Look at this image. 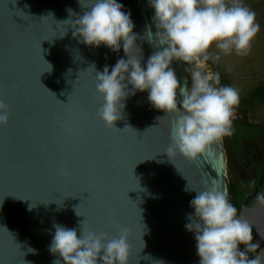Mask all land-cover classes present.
Masks as SVG:
<instances>
[{
    "label": "water",
    "instance_id": "obj_1",
    "mask_svg": "<svg viewBox=\"0 0 264 264\" xmlns=\"http://www.w3.org/2000/svg\"><path fill=\"white\" fill-rule=\"evenodd\" d=\"M118 2L131 12L134 32H155L148 0ZM69 8L82 14L78 0H0V100L10 112L0 127V264H53L57 223L78 230L83 223L113 237L126 229L128 264H199L194 235L185 229L195 193L184 189L187 182L200 191L215 181L230 200L222 140L195 159L177 153L169 160L164 150L175 117L155 109L147 92L128 98L125 118L115 124L120 131L108 128L98 116L103 101L89 66L111 69L123 48L78 43L70 25L60 23ZM151 39L137 41L145 62L155 51ZM131 54L140 56V49ZM172 67L189 84L184 63ZM240 216L264 249V207Z\"/></svg>",
    "mask_w": 264,
    "mask_h": 264
},
{
    "label": "clouds",
    "instance_id": "obj_2",
    "mask_svg": "<svg viewBox=\"0 0 264 264\" xmlns=\"http://www.w3.org/2000/svg\"><path fill=\"white\" fill-rule=\"evenodd\" d=\"M78 2L82 14L77 15L69 8V19L60 22L70 25L73 39L88 47L105 46L116 53L123 48L124 52V57L111 69L105 66L103 71H97L94 64L89 66L95 69V90L103 101L98 116L108 128L120 131L115 124L125 118L128 98L137 92H147L148 101L155 109L175 117L170 143L164 150L169 160L177 153L195 159L211 143L232 134L240 94L233 86H221L220 73L211 70L209 62L216 64L222 56L233 52L246 56L251 51L260 25L256 13L243 0H148L154 11L155 32L149 27L144 36L152 37L147 42L155 51L146 62L137 44L144 36L134 32L131 12L125 11L123 4L118 0ZM137 48L141 55H132ZM177 61L186 65L190 86L177 78L172 67ZM44 62L46 71L51 72L52 66ZM9 119L8 105L0 100V127L7 126ZM135 167L132 175L140 191H145L134 176ZM184 191L195 193L185 229L194 235L199 264H264V249L258 241L253 242L252 227L238 215L218 183L213 181L198 191L187 182ZM255 201L264 207V191L256 194ZM32 207L35 206L29 210ZM79 207L75 209L77 216H81L77 212ZM82 225L79 230L58 223L53 225L49 245V252L55 257L53 264H128L130 248L126 229L113 237ZM143 228L144 235V225ZM29 251L35 253L34 249Z\"/></svg>",
    "mask_w": 264,
    "mask_h": 264
},
{
    "label": "flooded vegetation",
    "instance_id": "obj_3",
    "mask_svg": "<svg viewBox=\"0 0 264 264\" xmlns=\"http://www.w3.org/2000/svg\"><path fill=\"white\" fill-rule=\"evenodd\" d=\"M221 140L230 202L240 215L243 209L257 204L256 194L264 191V120L255 119L253 111L238 106L232 134Z\"/></svg>",
    "mask_w": 264,
    "mask_h": 264
},
{
    "label": "rangeland",
    "instance_id": "obj_4",
    "mask_svg": "<svg viewBox=\"0 0 264 264\" xmlns=\"http://www.w3.org/2000/svg\"><path fill=\"white\" fill-rule=\"evenodd\" d=\"M243 3L256 13V20L260 25L251 51L246 56H238L234 52L229 56H222L221 61L216 64L209 62L211 70L220 73L221 80H226L229 86L238 89L240 99L245 98L264 79V0H243ZM252 111L255 119L264 120L263 105Z\"/></svg>",
    "mask_w": 264,
    "mask_h": 264
},
{
    "label": "trees",
    "instance_id": "obj_5",
    "mask_svg": "<svg viewBox=\"0 0 264 264\" xmlns=\"http://www.w3.org/2000/svg\"><path fill=\"white\" fill-rule=\"evenodd\" d=\"M221 84L229 85L226 80H221ZM191 85V81L189 82V86ZM264 106V79L260 81L256 87L250 91V93L245 97L240 99V103L238 106L254 110L259 106Z\"/></svg>",
    "mask_w": 264,
    "mask_h": 264
}]
</instances>
